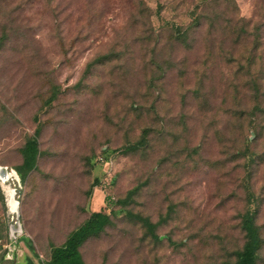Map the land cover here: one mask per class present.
<instances>
[{"label": "rangeland", "instance_id": "1", "mask_svg": "<svg viewBox=\"0 0 264 264\" xmlns=\"http://www.w3.org/2000/svg\"><path fill=\"white\" fill-rule=\"evenodd\" d=\"M1 166L0 258L13 190L20 260L102 211L87 264L236 262L248 212L264 240V0H0Z\"/></svg>", "mask_w": 264, "mask_h": 264}, {"label": "trees", "instance_id": "2", "mask_svg": "<svg viewBox=\"0 0 264 264\" xmlns=\"http://www.w3.org/2000/svg\"><path fill=\"white\" fill-rule=\"evenodd\" d=\"M40 132H37L36 137L30 138L25 147L22 150L23 164L16 169L20 178L25 182L28 176L36 169L38 163V157L40 155L38 136ZM146 135L136 145L130 146L125 149L126 152L132 153L140 149L142 146H146ZM106 150L101 153L98 157L100 165H103L108 161ZM101 180H97L95 185H99ZM124 202H121V204ZM135 219L142 221L146 226L151 228L152 236V225L147 218L140 216H134ZM112 225L111 216L100 211L93 212L88 220L80 226L78 229L73 231L64 244L61 246L51 245L50 257L47 261L42 264H87L81 253V249L84 245L92 238L100 236L105 230ZM242 229L245 233L246 242L242 250L236 252V262L227 264H257L259 253L264 245V240L261 234V229L256 224V216L254 213L248 212L243 217ZM23 241L28 246L33 256L40 260L36 253V250L32 242L28 238H24ZM7 254V252H6ZM6 254L0 258V264H14L13 261L6 260ZM25 264H35L33 258L27 256Z\"/></svg>", "mask_w": 264, "mask_h": 264}, {"label": "built area", "instance_id": "3", "mask_svg": "<svg viewBox=\"0 0 264 264\" xmlns=\"http://www.w3.org/2000/svg\"><path fill=\"white\" fill-rule=\"evenodd\" d=\"M109 162L106 161L103 165H108ZM22 236H20L19 234H17L16 236L10 235L9 237V241L10 243L5 246L7 254H6V260L8 261H13L14 260V255L17 254L19 252L18 250V241ZM0 244H1V240H0Z\"/></svg>", "mask_w": 264, "mask_h": 264}, {"label": "bare ground", "instance_id": "4", "mask_svg": "<svg viewBox=\"0 0 264 264\" xmlns=\"http://www.w3.org/2000/svg\"><path fill=\"white\" fill-rule=\"evenodd\" d=\"M13 177L14 176L9 170V168L3 166L0 167V180L2 181V183L7 184L6 182L12 180ZM14 200H15V193H14ZM13 208H14L13 213L20 212V204L16 200L14 202Z\"/></svg>", "mask_w": 264, "mask_h": 264}, {"label": "crops", "instance_id": "5", "mask_svg": "<svg viewBox=\"0 0 264 264\" xmlns=\"http://www.w3.org/2000/svg\"><path fill=\"white\" fill-rule=\"evenodd\" d=\"M9 196H10L9 205H10L11 210L13 211V210H14L13 206H14V202H15V200H14V191H13V190H10V191H9ZM10 235H11V232H10ZM10 235H9V237H10ZM25 245H26V244H25ZM26 247L28 248L27 245H26ZM28 249H29V248H28ZM29 251H30V249H29ZM29 257L33 258V260L35 261V264H38V263H39L38 260H37L34 256H29ZM26 259H27V256H26V255L23 257L22 260H20V259L18 258V256H15V255H14V260H13V262H14V264H25Z\"/></svg>", "mask_w": 264, "mask_h": 264}, {"label": "water", "instance_id": "6", "mask_svg": "<svg viewBox=\"0 0 264 264\" xmlns=\"http://www.w3.org/2000/svg\"><path fill=\"white\" fill-rule=\"evenodd\" d=\"M16 214L18 216V222L14 226H12L10 232H11V235L13 236H16L17 234H19L20 236H23L24 230H23L22 224L20 223V212Z\"/></svg>", "mask_w": 264, "mask_h": 264}]
</instances>
